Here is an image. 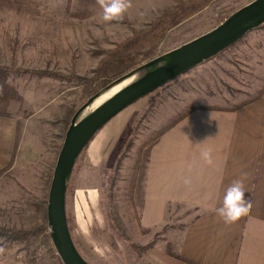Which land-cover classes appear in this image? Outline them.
Instances as JSON below:
<instances>
[{
    "label": "rangeland",
    "instance_id": "1",
    "mask_svg": "<svg viewBox=\"0 0 264 264\" xmlns=\"http://www.w3.org/2000/svg\"><path fill=\"white\" fill-rule=\"evenodd\" d=\"M31 1L20 9L0 2V67L10 68L0 72V113L17 120L18 132L12 154L15 165L0 175V228L16 233L45 223L44 203L68 111L80 104L77 88L35 71L90 77L105 51L174 7L171 0H131L123 20L103 22L97 0ZM251 1H213L168 33L155 56L212 30L226 13ZM263 86L264 25L127 107L95 134L76 161L66 200L75 243L89 264H150L148 250L138 259L127 244L146 247L179 239L182 222L194 214L184 208L169 209L166 225L158 231L145 235L137 231L146 171L143 161H137L139 149L184 112L195 107H237L257 97ZM130 112L120 136L115 130L110 134L109 126ZM136 165L137 183L130 199ZM109 210L126 241L109 229ZM0 249V264H60L48 235L0 236Z\"/></svg>",
    "mask_w": 264,
    "mask_h": 264
},
{
    "label": "crops",
    "instance_id": "2",
    "mask_svg": "<svg viewBox=\"0 0 264 264\" xmlns=\"http://www.w3.org/2000/svg\"><path fill=\"white\" fill-rule=\"evenodd\" d=\"M131 113L111 124L110 134L120 136ZM16 123L11 114L0 113V171L15 152ZM207 150L211 165L201 157ZM236 179H243L251 210L226 225L215 209ZM171 208L194 214L182 222L179 239L148 249L150 264H264V95L236 111H193L151 148L141 227L160 230Z\"/></svg>",
    "mask_w": 264,
    "mask_h": 264
},
{
    "label": "water",
    "instance_id": "3",
    "mask_svg": "<svg viewBox=\"0 0 264 264\" xmlns=\"http://www.w3.org/2000/svg\"><path fill=\"white\" fill-rule=\"evenodd\" d=\"M264 25V0H253L212 30L131 69L92 95L72 116L52 171L46 227L61 264H89L68 226L66 196L79 156L95 134L127 107L220 55Z\"/></svg>",
    "mask_w": 264,
    "mask_h": 264
},
{
    "label": "trees",
    "instance_id": "4",
    "mask_svg": "<svg viewBox=\"0 0 264 264\" xmlns=\"http://www.w3.org/2000/svg\"><path fill=\"white\" fill-rule=\"evenodd\" d=\"M174 3V7L164 11L161 13V15L157 18H155L152 22H150L145 28L139 29V30H132L131 36L127 37L125 40L121 41L119 44L115 45L114 48L105 51L104 56L98 61L92 76L90 77H78L74 76L72 78L62 76L60 74L55 73H49L47 71H35V74L38 76H50L53 79L65 81L66 83H70L74 88H77L79 90V106L76 108V110L68 111V118L69 122L67 123V128L69 126L70 120L74 113L77 111V109L82 105L81 103L85 102L87 99H89L92 95H94L96 92H98L100 89L108 85L111 81L115 80L116 78L124 75L131 69L141 65L142 63L153 59L155 56V53L160 46V44L165 40L168 33L173 31L174 29L180 27L182 24L202 12L204 9H206L210 3H212L215 0H171ZM2 4H6L9 7H13L16 9L22 8L26 4H32L33 1L31 0H0ZM234 11L226 13L219 21H224L230 14H232ZM218 23V24H219ZM217 26V25H216ZM10 68L6 67H0V72L7 73ZM264 95V86L260 90L257 97L250 99L248 102H245L237 107H232L230 109H220V108H208V107H195L192 108L183 114H181L178 118H176L172 123H170L168 126L162 128L156 135H154L152 138H150L148 141L144 142L141 146V148L138 151L137 155V161H143V167L146 169L147 162H148V155L151 148L157 144L159 139L171 128H173L175 125H177L181 120L186 118L188 115H190L193 111L196 110H220V111H236L246 105H249L253 103L254 101L260 99ZM17 141H18V132L16 131V138H15V150L17 147ZM86 149V148H85ZM83 150V152L85 151ZM82 152V153H83ZM81 153V154H82ZM13 157L9 164V166L3 170L0 171V175L5 173L7 169L10 168V166L13 163ZM145 164V165H144ZM75 168L73 169L74 172ZM136 171L137 165L134 170V175L131 182V188H130V199L133 197V192L135 191L136 187ZM144 182V180H143ZM112 183L110 187H112ZM69 189V185H68ZM67 189V194H68ZM111 192L108 194V200L111 199ZM67 200V196H66ZM46 203H44V220L45 223L43 226L35 228L33 230H30L28 232H10L9 230H4L0 228V236H11V237H31V236H38V235H47V227H46ZM141 204L143 203V194L141 198ZM110 206V205H109ZM66 207H67V201H66ZM106 215L108 217V223H109V229L112 231L113 235L121 240L122 242L127 240V237L125 235V232L122 231V229L119 227L118 223H116L114 219V215L109 210L106 211ZM68 218V216H67ZM138 224H137V231H139L141 234L145 235L150 232L148 229H143L140 225V216L138 218ZM68 226L69 230L72 236V239L75 243V239L72 234V227L70 220L68 218ZM76 247L77 244L75 243ZM152 243L148 244L146 247L136 246L135 244L129 243L127 244L128 249L132 252L133 255L136 256V258H141L142 252H146L148 249L152 247ZM169 254L173 257L180 259L178 255L172 253L169 251ZM59 263L61 264L60 260Z\"/></svg>",
    "mask_w": 264,
    "mask_h": 264
},
{
    "label": "clouds",
    "instance_id": "5",
    "mask_svg": "<svg viewBox=\"0 0 264 264\" xmlns=\"http://www.w3.org/2000/svg\"><path fill=\"white\" fill-rule=\"evenodd\" d=\"M102 10L101 20L103 22L121 21L127 11L132 7L131 0H97ZM202 159L209 165L213 164L210 150L201 153ZM246 176V174H244ZM185 184L190 180L185 179ZM243 179L234 180L226 189L222 205L215 209L216 214L226 225L237 222L246 216L251 210V203L246 199ZM2 251V249H0Z\"/></svg>",
    "mask_w": 264,
    "mask_h": 264
}]
</instances>
